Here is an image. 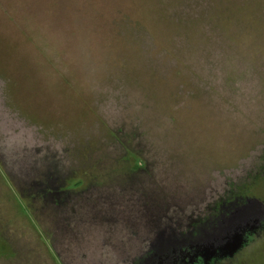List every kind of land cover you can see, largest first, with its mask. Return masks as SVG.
<instances>
[{"label": "rangeland", "instance_id": "1", "mask_svg": "<svg viewBox=\"0 0 264 264\" xmlns=\"http://www.w3.org/2000/svg\"><path fill=\"white\" fill-rule=\"evenodd\" d=\"M222 262L264 264V0H0V264Z\"/></svg>", "mask_w": 264, "mask_h": 264}, {"label": "flooded vegetation", "instance_id": "2", "mask_svg": "<svg viewBox=\"0 0 264 264\" xmlns=\"http://www.w3.org/2000/svg\"><path fill=\"white\" fill-rule=\"evenodd\" d=\"M259 236H260V235H259ZM256 238H257V236L254 237V239H251V241H252V242L256 241ZM222 264H224V262H222Z\"/></svg>", "mask_w": 264, "mask_h": 264}]
</instances>
